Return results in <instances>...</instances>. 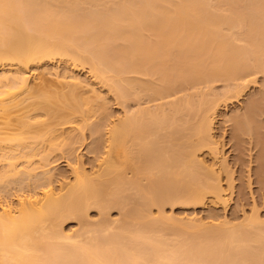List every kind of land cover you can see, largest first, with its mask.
Here are the masks:
<instances>
[{"label": "bare ground", "instance_id": "obj_1", "mask_svg": "<svg viewBox=\"0 0 264 264\" xmlns=\"http://www.w3.org/2000/svg\"><path fill=\"white\" fill-rule=\"evenodd\" d=\"M55 57L87 65L117 100H137L138 108L110 127L105 166L95 177L78 169L58 193L25 197L17 210L0 202V264H264V221L256 211L234 224L163 211L195 207L206 196L223 201L217 161L209 167L197 158L202 148L211 156L218 150L211 116L220 98L207 91L222 81L238 97L247 78L264 73V0H0V63L27 67ZM28 78L19 69L0 74V119L25 103L51 111L50 118L60 113L51 110L54 101L82 118L92 112L81 108L94 103L81 98L79 83L35 103ZM201 85L208 86L198 91ZM145 99L161 103L140 105ZM29 118L23 127L33 125ZM51 132L42 143L55 150ZM24 137L9 139L21 151L8 158L36 154L42 143ZM14 167L0 172V183L19 174ZM93 209L100 218L90 223ZM112 209L120 211L117 222L109 221ZM71 219L83 230L65 232Z\"/></svg>", "mask_w": 264, "mask_h": 264}, {"label": "rangeland", "instance_id": "obj_2", "mask_svg": "<svg viewBox=\"0 0 264 264\" xmlns=\"http://www.w3.org/2000/svg\"><path fill=\"white\" fill-rule=\"evenodd\" d=\"M78 66L73 65L67 58L58 57L27 67H19L16 63L11 62L0 63V74L12 73L19 69L24 71L26 76H29L31 85L35 84L33 86L35 103L41 101L43 96L51 99L55 93L65 90L64 83H79L78 94L83 100L87 99L94 103V105H81L84 112H87L89 106L92 108V112L86 113L84 118L80 117L78 113L63 109L60 102L54 101L51 110H60H57L60 112L58 113L59 116L56 114L58 117L55 115L50 118L52 117L50 115H53L50 113L51 111H46L49 117L45 110L25 103L23 106L12 108L9 114L0 119V130L2 131L0 134V172L8 169L6 167L10 164H13L19 172L16 176L9 175L0 183V202L4 206L17 210L19 201L25 197L38 200L42 198V193L48 190L58 193L61 188H66L73 183L75 172L78 169L84 170L90 177H95L105 166L104 160L107 158L106 145L110 127L113 123H117L120 118H123L125 112L135 111L138 108L137 100L126 103L117 100L105 83L92 76L87 65ZM260 74H254L255 76L245 80L250 83L246 84L247 86L241 90L238 97L233 95L234 88H226L222 81L212 83L209 86L211 91H207L208 95L220 98H217L220 102H217L214 115L211 116L213 118L211 119L213 120L211 136L212 140L217 142L215 148L218 149L216 150L218 153L217 157H213L216 152L211 156V151L205 147L197 152V158L202 159L207 166L209 163V167H211L210 162L212 160L211 163L217 161L216 165L223 162L225 164L226 161V165L223 164L225 167L219 165L222 170L218 168V165L213 167L215 171L219 169L217 172L221 174L219 180H222L220 181L223 191L222 200L225 202L206 196L204 198L206 200L195 205V207H191V205H176L173 208L165 206L163 209L166 212L164 213L165 216L171 213L170 215L174 218L176 216L177 219H181L180 217L183 220L197 218V220L201 219L207 224L212 222L214 224L219 222L234 224L241 221L244 215L250 216L253 211H256L257 215L264 221V180L260 182L261 184L259 183V180L264 179L262 176L264 175V73ZM207 86H199L198 91H204ZM194 91L190 89L187 93ZM172 99H166L165 102ZM159 103L161 102L149 103L145 99V101L140 102V105L149 106ZM25 116H29V119L33 118L32 122L30 120L33 125L29 128L23 127L21 124V120ZM239 121L240 123H238ZM81 122H84L85 125L81 131H76L75 128ZM241 122L243 124L248 122L244 126H249V128L240 127ZM236 123L239 125L235 126ZM50 128L53 129L51 135L56 137L57 140L55 141L59 144L55 150H49L48 145L45 144V147L42 143L46 137L42 134L47 129L49 131ZM187 133L185 131V135ZM18 135H24V142L27 144L32 145L34 141L36 144L42 143L40 146L38 145V151L35 155L8 158L7 155L12 154L17 149L21 151L14 146L13 141L9 140ZM65 137L69 138L68 141H64ZM214 158L217 159L214 160ZM120 164L116 167L118 166L122 170L118 169L122 174L121 172L124 173L127 169L122 166L123 164ZM226 166L228 170L226 169L227 172L225 173ZM25 170L29 171V174L25 173ZM227 173L233 179L230 181L232 183L230 188L228 187L230 182L227 180ZM260 174L262 179H260ZM152 210L154 213L157 211L156 208H152ZM118 213L120 211L116 209L107 212L109 221L113 222L112 220L119 219ZM99 216L100 212L94 209L89 210L87 215L90 223L99 220ZM71 220L65 222L62 226L63 229L67 233L78 232L83 225L79 222V226L77 220Z\"/></svg>", "mask_w": 264, "mask_h": 264}]
</instances>
